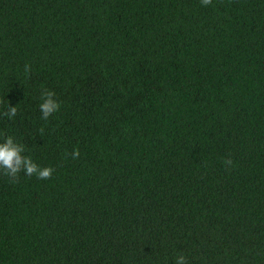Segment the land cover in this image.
<instances>
[{"label":"trees","instance_id":"obj_1","mask_svg":"<svg viewBox=\"0 0 264 264\" xmlns=\"http://www.w3.org/2000/svg\"><path fill=\"white\" fill-rule=\"evenodd\" d=\"M0 101V264H264V0H0Z\"/></svg>","mask_w":264,"mask_h":264},{"label":"clouds","instance_id":"obj_2","mask_svg":"<svg viewBox=\"0 0 264 264\" xmlns=\"http://www.w3.org/2000/svg\"><path fill=\"white\" fill-rule=\"evenodd\" d=\"M211 4L212 0H201L202 6H209ZM24 70L25 73H30L31 66L26 64ZM41 101L39 109L43 120H48L61 107V103L56 99L55 92L49 89L41 91ZM2 106L3 101H0V107ZM17 111L16 106L8 105L3 111H0V115L14 119ZM0 137H2L0 139V175L8 177L13 183L18 182L21 172L29 177L35 175L38 179L42 180L51 178L55 171L52 167H40L30 156L24 154L26 151L25 146L18 143L13 136L0 132ZM71 155L73 159H78L80 156L79 149L74 150ZM223 163L226 167L230 168L233 161L227 158ZM174 264H188V259L185 255L180 254L175 258Z\"/></svg>","mask_w":264,"mask_h":264}]
</instances>
